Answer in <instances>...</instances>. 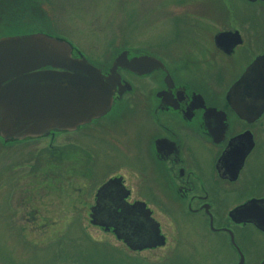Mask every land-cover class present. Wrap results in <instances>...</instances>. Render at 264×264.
<instances>
[{
	"label": "flooded vegetation",
	"instance_id": "af4514ba",
	"mask_svg": "<svg viewBox=\"0 0 264 264\" xmlns=\"http://www.w3.org/2000/svg\"><path fill=\"white\" fill-rule=\"evenodd\" d=\"M91 1L0 0V39L43 33L71 41V12ZM163 5L161 17L175 23V32L147 34L143 43L131 32L101 33L106 43L100 61L75 47V56L84 55L104 79L118 55L145 57L113 71L105 113L42 137L6 143L1 138L5 147L47 139L42 150L29 152L36 161L18 179L28 183L20 194L8 195L9 205L15 216L35 221L47 214L38 203L44 192L59 191L63 198L76 192L82 208L70 213L87 215L90 223L97 189L117 177L130 221L138 225L129 227L128 241L113 227L93 225L112 240L97 239L102 252L92 264H264V110L241 116L227 97L249 63L264 55V0ZM170 7L177 8L174 17ZM217 21L224 24L218 30ZM130 23L125 26L133 28ZM221 32L227 34L223 46L216 42ZM105 147L124 155L132 151L139 180H129L130 171L97 175ZM41 161L47 165L39 166ZM38 170L42 176L35 177ZM87 180L96 184L90 201L84 199Z\"/></svg>",
	"mask_w": 264,
	"mask_h": 264
},
{
	"label": "water",
	"instance_id": "95a60500",
	"mask_svg": "<svg viewBox=\"0 0 264 264\" xmlns=\"http://www.w3.org/2000/svg\"><path fill=\"white\" fill-rule=\"evenodd\" d=\"M226 36L218 33L217 44L223 46ZM74 49L69 41L43 33L0 39V136L4 143L42 137L53 128L74 129L105 113L111 104L113 71L119 65L132 68L135 59L145 58L118 55L104 79L99 68L81 53L75 56ZM47 66L64 71L43 69ZM227 97L241 116L264 110V55L249 63ZM120 181L110 178L97 189L89 218L92 225L113 227L119 238L128 241L129 227L136 228L138 223L130 221Z\"/></svg>",
	"mask_w": 264,
	"mask_h": 264
},
{
	"label": "rangeland",
	"instance_id": "374dc122",
	"mask_svg": "<svg viewBox=\"0 0 264 264\" xmlns=\"http://www.w3.org/2000/svg\"><path fill=\"white\" fill-rule=\"evenodd\" d=\"M165 1L93 0L88 3L87 8H73L72 40L69 42L82 49L89 59L100 61L103 44L106 43V40L99 39L101 33L131 32L135 36H141L136 40L137 43H143L142 40L147 34L168 35L175 32L176 26L173 21L167 20V17H161L160 11L163 10ZM176 10L177 8L170 7L168 13L174 17ZM127 23L133 28L125 26ZM223 26L222 22L217 21L215 27L218 30ZM46 144L47 139H43L35 144L5 147L0 138V264H92L95 262L93 259L99 257L102 252V248L96 245L97 239L112 240L110 235L102 234V231L91 225L87 215H71L72 210L82 208L76 192L67 198L60 197L59 191H47L49 194L44 192L42 200L38 203L39 208L47 214L39 216L35 221L30 215L22 218L15 216L9 205L8 195L20 194L23 191L28 182L24 179L19 181V176L22 172L26 174L28 168L36 161L34 158L32 160V157L28 159L29 152L33 150L37 153L46 147ZM20 149L23 155L18 152ZM15 151L17 154H14ZM42 155L46 156V153ZM132 157L137 158L132 151L124 155L105 147L97 175L106 176L117 171H130L132 174H126L128 179L138 181L140 177H134L133 173H138L139 164H134ZM16 163L20 164L16 166ZM45 163L46 161H41L39 166L47 165ZM28 175L32 176L31 173ZM37 176H42L39 170L35 177ZM86 182L87 186L84 188H87V194L84 199L90 201L96 184L90 180ZM78 186L81 184L75 185ZM32 223L43 224L44 228L34 230ZM22 225L24 228L20 227ZM195 251L204 255L200 247ZM207 255L210 256L209 253Z\"/></svg>",
	"mask_w": 264,
	"mask_h": 264
}]
</instances>
